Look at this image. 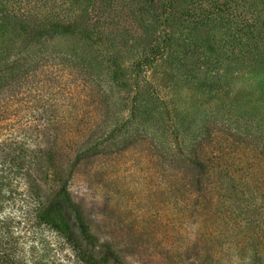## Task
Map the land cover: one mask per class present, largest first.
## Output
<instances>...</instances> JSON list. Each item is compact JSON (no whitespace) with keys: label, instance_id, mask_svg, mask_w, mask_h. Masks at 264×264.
<instances>
[{"label":"rangeland","instance_id":"1","mask_svg":"<svg viewBox=\"0 0 264 264\" xmlns=\"http://www.w3.org/2000/svg\"><path fill=\"white\" fill-rule=\"evenodd\" d=\"M103 2L0 0L3 84L9 83L6 81L10 79L13 59L24 63L22 58L28 53L71 52L80 47L91 56L94 74L110 75L114 92L111 110L116 112L118 121L134 106L133 99H142L135 105L136 114L128 121L127 131L146 127L151 142L179 144L186 149L204 134L205 120L212 116L233 120L232 127L240 126L239 133L247 129L248 141L239 139L237 144L252 145H247L245 152L240 147L233 159L235 163L226 166L235 169L240 182L231 195L224 190L217 194L205 188L208 179L204 172L197 175L163 162L166 160L152 144L139 140L135 144H99L96 156L75 160L80 145L71 144L73 129L58 131L54 119L63 116L65 106L73 115L80 107L86 110V103L93 106V100L84 99L82 92L75 93L76 87L73 95L55 94V90L48 89L52 82L36 78L35 82L43 84L38 83L39 90H32V97L18 107H10L9 85H3L4 94H0V174H7L4 197L0 200L2 212L10 211V146L23 144L29 148L31 159L27 178L37 184L44 204L56 202L53 194L66 181L67 191L57 201L77 235L95 244L96 255L108 254L119 264H236L237 241L248 217L245 219V212L225 210L221 204L251 209L258 198L253 201L249 195L264 193L263 188L258 189L259 185L264 187L260 184L264 182V172L258 167L247 171L241 165L244 161L252 165L258 160L264 163V0H162L169 5L158 10L159 16L177 20L169 25L167 33L172 35L178 53L173 61L161 60L136 79L119 75V70L109 74L107 64L111 59L106 61L104 54L107 56L108 40L113 42L117 38L121 46L115 49L118 55L114 63L126 71L133 68L134 61L125 52L126 47L133 44L140 49L141 40L125 42L120 33L132 31L138 36L141 30L134 18L142 16L140 2L148 1L115 0L116 11L107 16V31L101 36L91 29L97 22L90 18V13L102 16ZM119 18L124 20L120 22ZM241 33L249 35V43L237 45L233 53L223 49V43L201 42ZM186 42L191 49L201 46L194 65L187 64L190 57H179ZM94 49H103L104 53L98 52L96 57ZM249 49L258 50L262 57L252 60L243 53ZM179 58L186 64L182 65L180 60L178 65ZM189 65L193 66L194 75L187 68ZM154 92L161 100L166 97V106L159 105L161 100L155 98ZM149 98L151 104L146 103ZM97 105L99 110L92 108L87 125L90 121L105 125L107 120L101 113L105 108L102 103ZM250 178L260 180L254 184ZM214 204L217 206L213 207ZM35 229L50 241L60 261L78 264L53 229Z\"/></svg>","mask_w":264,"mask_h":264},{"label":"trees","instance_id":"2","mask_svg":"<svg viewBox=\"0 0 264 264\" xmlns=\"http://www.w3.org/2000/svg\"><path fill=\"white\" fill-rule=\"evenodd\" d=\"M147 1L140 2L139 7L142 16L134 18L138 29L141 30L138 36L131 33L132 31H128L125 34L120 33V37L125 42L129 40L132 42L138 39L141 40L140 49L133 44L126 47L127 51L125 52L129 53V57L134 61L133 68L127 71L126 69L118 68L119 66L114 63L118 55V50L115 49L121 45H119L120 42L116 41L117 38L113 42L109 39V48H106L107 52H105L107 56L104 54L106 61L109 58L111 59L107 64L109 65L107 68L110 69L109 74H113L116 70H119V75L124 74L126 75L125 77L136 79L141 73L147 74L151 66L158 64L161 60L173 61L174 55L178 53L174 49L176 47L172 35L167 33L169 25L176 23L177 20L169 17L161 18L158 14V10H161L162 6L167 7L169 2H162V0ZM115 5H117L115 0H105L101 5L102 16L90 13V18H93L97 22V24H93L91 27L95 34L102 36L107 31L104 25L106 19L109 18L107 16L115 13ZM111 10L112 12L109 13ZM123 20L121 18L120 22ZM131 22L133 23V21ZM159 29L163 32L161 33ZM228 36L230 35L222 36L219 39L205 38L206 41L201 42L206 45L209 42L210 44L215 42L223 43V49H226L229 53H233V51L238 49L237 45L241 43L247 44L250 40L249 35L244 33ZM199 48L197 50L191 49L188 42H186L182 46L183 50L179 57L186 56L184 58L186 60L190 57L192 60H188L187 64L194 65L197 61L196 53L200 50ZM98 52L104 53L103 49H94L96 57H99ZM112 52H114V55H112ZM243 53L248 54L247 56L252 58V60H256L260 56L262 57V54L258 50L251 51L249 49V52L243 51ZM232 56L238 58L236 54H232ZM22 59L25 60L24 63L13 59V63L10 64V79L6 81H9L6 84L9 85L10 90V107H18L23 101L32 97V90H39L37 84H43V82L38 80L35 82L36 78H42L43 81H49V83L52 82V85L48 89L55 90V94L73 95L76 87L77 92L75 93L82 92V96L85 97L84 99L93 100L94 107L89 106L91 105L90 103H86V106H84L86 110L80 107L77 111L74 110L73 115H71L72 112L68 111V108L65 106L62 112L63 116H57L54 119V121L58 122L55 127L58 131H66L68 128L73 129L70 138L71 144L80 145L74 155L75 160L96 156L99 152L97 150L99 144H112L113 142L135 144L139 140L142 143L152 144V147L158 151L159 156L166 160L163 162L174 163L178 169L186 170L189 173L193 172L197 175L199 172H204L208 179L205 182V188L215 190L217 194H220L219 192L224 190L226 195H231L234 192V188L236 189L240 181L236 179V174H234L235 169L232 168L230 170L226 166L235 163V153L239 151L240 147L242 148L241 152H245L248 149L247 145L251 146L252 144H237L239 139V141H248L247 129L244 130L245 133H239L238 128L240 126L232 127L233 120L223 118L218 120L213 116L207 118L204 124V134L197 141L190 144V146H187L186 149L179 144H175L176 146H170L169 144L168 146L160 145L161 143L155 144L153 141L151 142L147 139L149 130L146 127L137 128L136 130H126L128 128V121L136 114L135 105L140 104L142 99H133L134 106L130 108L129 113L121 121H118L116 112H112L111 110L113 108L111 105L114 104V92L109 78L110 75L105 76L101 72L94 74L95 64H93L91 56L85 50L80 47L75 48L71 52L62 50V52L50 51L48 53V50H44L41 54H38V52H34L33 54L28 53ZM16 60H19V56ZM180 60L182 59L179 58L177 61L178 65ZM185 64L183 61L182 65ZM191 67L193 66H187L192 75H194ZM1 75L0 94L3 95L4 90L2 88L6 84H3V76ZM147 77L149 78L150 76L147 75ZM121 78L123 79V75H121ZM114 80L117 81V78ZM34 82L36 84L35 87H33ZM66 86H68L67 89L65 88ZM168 94L165 93L164 96H168ZM156 97H158L157 94ZM165 98L162 97L163 100H161L158 97L161 100L159 105L166 106V102L168 101ZM150 101L151 99L149 98L146 103L151 104L152 101ZM100 103L105 108V111H101L104 119L107 120L105 121V125L100 124L102 126H98L95 121H90L89 125H87L89 119L92 118L90 117L92 108L95 112H98L99 106L97 104ZM87 109L89 110L87 111ZM79 111L82 112L79 113ZM255 145L259 146L261 144ZM170 148L174 150L172 153H169ZM28 150L29 148L24 147L23 144H11L10 146V168L8 171L10 174L8 181L10 188L8 197L10 198V211L7 214L3 213L4 207L0 204V264H66L55 256L54 247L50 241L41 234H38L35 227L40 226L53 229L68 245L73 260L78 264H119L120 262L117 259L112 258L108 254L96 255L95 244L77 235L70 225L65 210L57 201L67 191L66 181L62 183L56 192L57 194H53L56 202L50 201L44 204L37 184L27 178V175L31 171V159L29 158ZM244 162L247 164L244 165ZM244 162L241 165L245 166L247 171L252 167H258L259 171L264 172V163L261 164L259 160L254 165L248 161ZM71 174V171H69L68 175ZM6 177L7 174L5 175L1 172L0 200L4 197L3 189L6 185ZM244 180L247 179L244 178ZM259 180L260 178L257 180L250 178V182L254 184ZM260 184H264V182L260 181ZM21 186H23L22 189ZM260 188L264 189L263 186L259 185L258 189ZM249 196L253 201L258 198L253 206H251V209H247L246 206L233 207L231 203H228L226 206L223 203L221 207L233 212H245V219L248 217L246 226L241 231V234H239L241 235L239 236L240 240L237 241L236 248L239 259L236 261V264H264V193L260 191L255 196L253 193ZM216 206L217 204H214L213 207ZM217 209L221 212L220 205Z\"/></svg>","mask_w":264,"mask_h":264}]
</instances>
